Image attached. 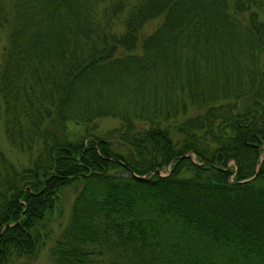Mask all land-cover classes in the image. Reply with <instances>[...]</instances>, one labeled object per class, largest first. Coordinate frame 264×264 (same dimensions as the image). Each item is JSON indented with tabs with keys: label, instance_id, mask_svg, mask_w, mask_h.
Here are the masks:
<instances>
[{
	"label": "trees",
	"instance_id": "trees-1",
	"mask_svg": "<svg viewBox=\"0 0 264 264\" xmlns=\"http://www.w3.org/2000/svg\"><path fill=\"white\" fill-rule=\"evenodd\" d=\"M0 128V264H264V0H0Z\"/></svg>",
	"mask_w": 264,
	"mask_h": 264
},
{
	"label": "rangeland",
	"instance_id": "rangeland-1",
	"mask_svg": "<svg viewBox=\"0 0 264 264\" xmlns=\"http://www.w3.org/2000/svg\"><path fill=\"white\" fill-rule=\"evenodd\" d=\"M95 123L97 125L96 129L104 130L115 126L117 124V119L109 116L97 117ZM67 127L70 131H75L78 129L77 126L71 121L67 122ZM0 146L3 149L6 157L13 163L18 165L27 163L28 153L25 154L24 152H20L9 145L8 142L4 139V134L1 128ZM166 168H168V166H166ZM74 190L75 188L71 185L62 188L61 201L58 204L57 208L53 210V213H51L50 217L45 223V229L48 230V236L45 238L40 249L32 257H13L11 260H9L8 264H50L48 249L52 244L54 238L58 235L62 227L67 222L70 202L73 197Z\"/></svg>",
	"mask_w": 264,
	"mask_h": 264
},
{
	"label": "water",
	"instance_id": "water-1",
	"mask_svg": "<svg viewBox=\"0 0 264 264\" xmlns=\"http://www.w3.org/2000/svg\"><path fill=\"white\" fill-rule=\"evenodd\" d=\"M263 153H264V151H263V152L259 155V157L257 158V162L260 160V158L262 157ZM255 168H256V166H255ZM255 171H256V170H254V173H253L251 176L245 178L244 180H248V179L252 178V177L255 175V173H256Z\"/></svg>",
	"mask_w": 264,
	"mask_h": 264
}]
</instances>
